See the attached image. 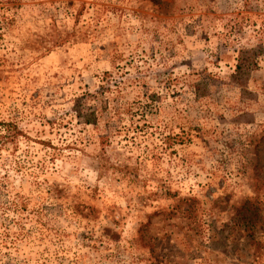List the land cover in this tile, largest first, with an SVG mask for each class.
Segmentation results:
<instances>
[{
	"label": "rangeland",
	"instance_id": "obj_1",
	"mask_svg": "<svg viewBox=\"0 0 264 264\" xmlns=\"http://www.w3.org/2000/svg\"><path fill=\"white\" fill-rule=\"evenodd\" d=\"M0 264H264V0H0Z\"/></svg>",
	"mask_w": 264,
	"mask_h": 264
},
{
	"label": "trees",
	"instance_id": "obj_2",
	"mask_svg": "<svg viewBox=\"0 0 264 264\" xmlns=\"http://www.w3.org/2000/svg\"><path fill=\"white\" fill-rule=\"evenodd\" d=\"M252 59H254V51L247 49V50H241L239 52V57H238V63L236 65V71L234 73V78L238 79V81L242 79V71L245 69V67L249 66L253 61ZM77 113L78 115H81L82 112H80L77 109ZM94 110H91V112H89V114H86V120L88 123H95V116H94ZM87 116H89L87 118ZM93 117V119L91 118Z\"/></svg>",
	"mask_w": 264,
	"mask_h": 264
}]
</instances>
